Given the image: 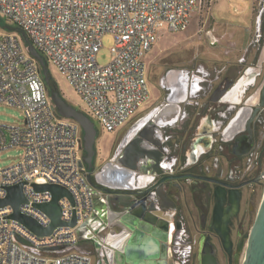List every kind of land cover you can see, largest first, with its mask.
I'll use <instances>...</instances> for the list:
<instances>
[{
    "label": "built area",
    "instance_id": "2783aa9c",
    "mask_svg": "<svg viewBox=\"0 0 264 264\" xmlns=\"http://www.w3.org/2000/svg\"><path fill=\"white\" fill-rule=\"evenodd\" d=\"M202 0H0V15L23 28L36 49L67 79L84 104V112L102 130L114 133L149 100L145 56L160 29L182 31ZM113 34L111 58L97 61L105 33ZM0 104L17 107L24 118L0 123V152L20 147L18 160L0 168V198L8 185L25 181L27 199L19 211L48 226L50 217L35 203L52 198L33 183H57L68 196L59 199L58 225L37 235L9 217L0 206V264H91L78 245V230L93 211V189L81 164L82 131L60 117L49 97L37 60L14 33L0 36ZM18 234L29 245L15 238ZM55 247L41 250V247Z\"/></svg>",
    "mask_w": 264,
    "mask_h": 264
},
{
    "label": "flooded vegetation",
    "instance_id": "af4514ba",
    "mask_svg": "<svg viewBox=\"0 0 264 264\" xmlns=\"http://www.w3.org/2000/svg\"><path fill=\"white\" fill-rule=\"evenodd\" d=\"M249 38L237 62L238 77H231L216 58L173 66L157 81L148 79L154 90L145 114L112 133L107 147L95 142L90 178L87 172L94 202L100 200L104 211H112L110 217L117 219L111 224L113 233L120 227L129 236L123 242L103 243L97 231L79 235V248L90 255L91 264H128L123 247L131 233V214L115 194L94 186L133 185L104 171L113 164L133 171L135 184L167 177V194L159 201L163 207L170 194L175 229L171 258L162 264H212V259L214 264H242L264 194V1ZM168 72L171 77L182 74L183 99L179 91L173 98L176 87H170ZM150 154L158 157L156 163Z\"/></svg>",
    "mask_w": 264,
    "mask_h": 264
},
{
    "label": "water",
    "instance_id": "95a60500",
    "mask_svg": "<svg viewBox=\"0 0 264 264\" xmlns=\"http://www.w3.org/2000/svg\"><path fill=\"white\" fill-rule=\"evenodd\" d=\"M1 20V18H0ZM7 29L19 33L23 42L26 44V50L30 56L35 58L40 66V73L43 77L44 83L48 89L49 97L56 109L57 114L60 117L68 118L76 123L82 131V159L81 164H85V168L90 178L94 169L93 161L96 151L95 142L97 137V129L94 124V120L87 115L83 110L76 108L69 103L58 90L56 83L50 73L47 60L36 49L26 32L19 26L6 25ZM177 106H173V111ZM171 111V112H173ZM149 159L156 163L158 157L153 154L149 155ZM136 161V160H135ZM128 168L134 169L135 165L125 164ZM108 166L105 167L104 171ZM103 171V172H104ZM102 173L97 175L99 181H101ZM121 174V175H120ZM119 175H133V171L127 169H120ZM157 180L154 182V178H147L148 183L133 184L123 186L122 184L111 185H97L94 186L100 190L116 195L117 200L124 205L125 210H128L130 221L131 233L128 242L123 247L125 259L128 264H162L167 260L170 253L168 252V243H171V239L168 238V225L165 220L158 217L153 211L156 206L162 207L159 196L167 194L166 187L168 186V180ZM25 181H21L6 187V196L0 198V206L11 205L13 212L9 217L18 220L31 231L37 235H48L58 225H70L76 224V218L71 221H64L61 218V206L59 199L62 196H68L73 200L69 190L57 183L39 184L33 183V187L36 190H49L52 194V198L47 202L35 203V206L44 211L51 219L48 226H42L31 215L22 213L19 211L21 203L26 202L27 199L24 195ZM109 187H113L109 188ZM125 188H129L128 191ZM157 201L159 204H157ZM88 220V219H87ZM85 220L81 226L87 223ZM15 238L26 245L30 242L22 236L15 234ZM55 247H41V250H50ZM208 264V263H207ZM212 264L213 259H212ZM242 264H264V194L256 216V220L251 228L245 256Z\"/></svg>",
    "mask_w": 264,
    "mask_h": 264
},
{
    "label": "rangeland",
    "instance_id": "374dc122",
    "mask_svg": "<svg viewBox=\"0 0 264 264\" xmlns=\"http://www.w3.org/2000/svg\"><path fill=\"white\" fill-rule=\"evenodd\" d=\"M264 0H202L195 8L189 20L188 26L182 31H169L165 26L160 29L157 42L147 52L145 56L146 68L149 80L155 82L164 73L161 71L169 70L173 66L190 67L195 62H204L205 58L209 61L215 58L220 60L221 48H213L220 36L218 32L230 31L237 28L239 23L248 24L252 18L251 33L254 30V20L258 9ZM0 36L6 33H14L24 42L19 33L7 29L6 25L13 23L0 15ZM113 34L105 33L102 36V45L97 52V61L106 64L111 58L110 48L113 44ZM214 43V44H212ZM25 47V46H24ZM215 50V51H214ZM209 55H211L209 57ZM50 73L56 83L61 95L73 106L84 110V104L77 95L67 79L58 69L47 61ZM40 67V66H39ZM154 90L153 84L149 83V97ZM150 100V99H149ZM143 109V110H142ZM141 110V111H140ZM126 126H130L148 110V106H143ZM24 118L21 110L17 107L0 104V123H16ZM97 129L96 141L100 147H107L114 138L113 134L101 129L97 121L94 120ZM22 154L20 147H13L0 152V168L10 165L18 160Z\"/></svg>",
    "mask_w": 264,
    "mask_h": 264
},
{
    "label": "crops",
    "instance_id": "0c3cea01",
    "mask_svg": "<svg viewBox=\"0 0 264 264\" xmlns=\"http://www.w3.org/2000/svg\"><path fill=\"white\" fill-rule=\"evenodd\" d=\"M217 1V0H215ZM252 26V18L248 24L246 23H239L237 25V28L230 31H224V32H218V35L220 38L217 41L222 42L220 44H216L213 46V48H221L220 52L222 53L220 60L225 63L227 72L230 74L231 77L236 78L240 75V70L237 66V62L240 60L241 56L243 55L246 47L249 43V34H250V28ZM153 47V46H152ZM215 51V50H214ZM211 56V55H210ZM146 64V62H145ZM147 69V68H146ZM164 71V70H163ZM161 71V72H163ZM167 76L169 77L168 82L170 87L175 88L174 91H172V96L174 99H177V93L180 92L181 98L183 99L186 95V86L183 85L182 82H180V79L182 78V74L178 75L176 73V76L171 77L170 72L167 73ZM149 79V74L147 70V80ZM182 80V79H181ZM149 86V85H148ZM237 86L233 87L229 94L233 95ZM176 102V101H175ZM175 105V104H172ZM141 116V115H140ZM134 117V116H133ZM132 117V118H133ZM131 118V119H132ZM139 118V117H138ZM137 118V119H138ZM130 121V120H129ZM134 123V122H133ZM121 168L118 164H113L112 167L108 166L106 171L108 173L114 175L119 179V181L123 183H130L135 184L136 183V177H133L131 175L125 176L119 175V170L116 169ZM168 194V197L165 198L166 204L163 207H160L159 205L156 206V209L153 211L158 217H161L165 220V222L168 225V238L172 239L173 233H174V211L170 207L171 198ZM99 200L97 203L94 202V213L92 217H89L87 220V223L83 226H81L78 230V233L80 236L85 237L87 235L93 234V232L97 231L99 234L96 236L100 242L107 243L111 241H117V242H123L128 234H126L123 230H121L120 227L115 228L117 230V233H113V227L111 226L112 223H114L117 219L111 218L110 215L112 214V211H104L103 204ZM157 204L158 201H157ZM124 212V211H123ZM119 213L117 216L123 214ZM118 218V217H117ZM79 245V244H78ZM168 252H171V243H168ZM171 258V253L168 256ZM167 262V261H166Z\"/></svg>",
    "mask_w": 264,
    "mask_h": 264
},
{
    "label": "trees",
    "instance_id": "16d2710c",
    "mask_svg": "<svg viewBox=\"0 0 264 264\" xmlns=\"http://www.w3.org/2000/svg\"><path fill=\"white\" fill-rule=\"evenodd\" d=\"M26 44L24 43V46H25ZM40 68V67H39Z\"/></svg>",
    "mask_w": 264,
    "mask_h": 264
},
{
    "label": "bare ground",
    "instance_id": "6f19581e",
    "mask_svg": "<svg viewBox=\"0 0 264 264\" xmlns=\"http://www.w3.org/2000/svg\"><path fill=\"white\" fill-rule=\"evenodd\" d=\"M48 90V89H47Z\"/></svg>",
    "mask_w": 264,
    "mask_h": 264
}]
</instances>
